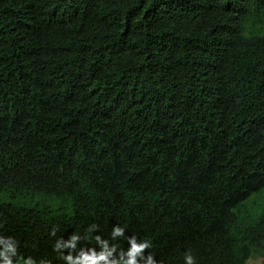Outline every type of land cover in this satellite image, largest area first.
<instances>
[{
    "label": "trees",
    "instance_id": "trees-1",
    "mask_svg": "<svg viewBox=\"0 0 264 264\" xmlns=\"http://www.w3.org/2000/svg\"><path fill=\"white\" fill-rule=\"evenodd\" d=\"M91 224L264 264V0H0V235Z\"/></svg>",
    "mask_w": 264,
    "mask_h": 264
},
{
    "label": "clouds",
    "instance_id": "clouds-1",
    "mask_svg": "<svg viewBox=\"0 0 264 264\" xmlns=\"http://www.w3.org/2000/svg\"><path fill=\"white\" fill-rule=\"evenodd\" d=\"M98 225L91 224L86 232L88 235H80L73 232L67 238L56 240L53 251L59 254L64 264H164L158 261L149 251L153 247L148 239L140 240L136 236L127 237V249H118L115 243L96 234L94 236L96 246L88 247L85 241L92 239V233H97ZM57 228H53L50 235L55 236ZM126 229L120 225H114L111 240L116 241L125 236ZM100 246L102 250L97 251ZM185 264H196V258L191 252L185 253ZM0 264H52L51 260L24 257L19 254V241L14 237L0 235Z\"/></svg>",
    "mask_w": 264,
    "mask_h": 264
},
{
    "label": "rangeland",
    "instance_id": "rangeland-1",
    "mask_svg": "<svg viewBox=\"0 0 264 264\" xmlns=\"http://www.w3.org/2000/svg\"><path fill=\"white\" fill-rule=\"evenodd\" d=\"M250 264H261L260 261H256V260H251Z\"/></svg>",
    "mask_w": 264,
    "mask_h": 264
}]
</instances>
